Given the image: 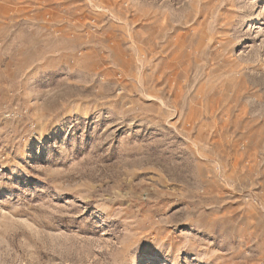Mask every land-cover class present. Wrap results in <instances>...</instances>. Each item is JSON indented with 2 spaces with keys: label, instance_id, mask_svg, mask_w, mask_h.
Masks as SVG:
<instances>
[{
  "label": "rangeland",
  "instance_id": "1",
  "mask_svg": "<svg viewBox=\"0 0 264 264\" xmlns=\"http://www.w3.org/2000/svg\"><path fill=\"white\" fill-rule=\"evenodd\" d=\"M0 264H264V0H0Z\"/></svg>",
  "mask_w": 264,
  "mask_h": 264
}]
</instances>
